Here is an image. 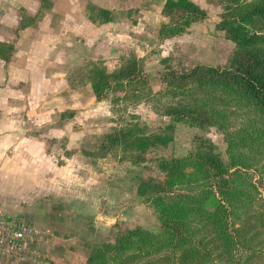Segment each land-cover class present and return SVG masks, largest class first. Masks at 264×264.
Segmentation results:
<instances>
[{
	"label": "trees",
	"instance_id": "1",
	"mask_svg": "<svg viewBox=\"0 0 264 264\" xmlns=\"http://www.w3.org/2000/svg\"><path fill=\"white\" fill-rule=\"evenodd\" d=\"M50 6L39 0L37 14ZM86 9L91 22L110 21L109 10ZM160 14L166 20L157 29L162 40L207 16L192 0H166ZM22 17L27 21L15 31L37 18ZM214 28L233 44L230 64L165 66L152 91L133 55L111 71L87 62L67 75L73 86L89 83L98 101L110 93L123 107L142 100L169 118L159 132L138 122L112 126L96 141L104 154L144 165L150 150L170 147L177 123L215 127L226 144V162L204 136H195L185 155L157 157V173L141 177L134 189L156 225L120 223L110 240L79 255L80 264H264V0H225ZM13 52V41L0 42L5 64Z\"/></svg>",
	"mask_w": 264,
	"mask_h": 264
},
{
	"label": "rangeland",
	"instance_id": "2",
	"mask_svg": "<svg viewBox=\"0 0 264 264\" xmlns=\"http://www.w3.org/2000/svg\"><path fill=\"white\" fill-rule=\"evenodd\" d=\"M49 1L50 8L41 9L40 14H37L39 0L36 11L17 8L18 22L12 27L0 23V42H14L10 62L5 64L0 60V66L21 65L23 56L16 55L24 52L37 35L42 36L47 32L42 30L48 20L45 16L51 13L55 3V0ZM162 1L78 0L80 12L92 26L100 28L109 22L98 25L91 22L87 17V4L109 10L110 20L112 17L119 18L123 24L105 29L94 43L79 37L70 39L64 27L59 30L61 15L52 13L53 29L50 34L57 40L49 44L51 63L47 68L48 77L37 80L35 93L27 80L4 79L0 82V121L8 122L2 134L4 140H11L4 155L31 168V173L12 175L5 184V189L9 190L14 200L12 206L22 214L18 217L50 234L57 223L54 217L66 218L65 210L71 211V214L74 212L77 217L72 219L79 223L78 233L81 237V240H76L83 246L79 249L80 254L94 244L110 240L120 223L146 229L156 225L151 210L134 189L141 177L157 173V157L185 155L191 149L194 137L204 136L216 146L226 162V144L218 129L207 127L197 130L182 123L175 124L170 147L150 150L147 154L150 160L144 165L135 166L127 159L120 160L118 156L104 154L96 141L112 126L138 122L149 131L159 132L169 118L154 113L142 100L131 101L123 107L111 101L115 94L110 93L98 101L89 83L73 86L67 80V75L78 70L83 63H93L111 71L119 67L123 59L133 55L143 67L152 91L157 84V72L165 66L230 64L233 44L214 28L221 3L225 0H192L206 11V18L192 24L182 35L163 40L157 32L160 23L166 21L160 14L164 4ZM21 14L37 18L34 24L15 31L20 23L27 21L25 17L21 18ZM90 38H94V35L91 34ZM59 58L64 61L60 62ZM57 72L62 73L60 79L52 77ZM8 104L12 106L11 109L6 107ZM50 104L59 107L51 109L48 107ZM64 111H71L72 115L62 116ZM11 133L14 135L11 136ZM66 164L70 165L71 172L67 170L62 174L59 170L57 176L55 169L65 168ZM66 177L71 181L64 195L72 196L73 200L69 209L60 207L51 198L55 194L50 185H54L56 178L62 182ZM21 178L24 179L23 184ZM63 189H66V184ZM259 190L264 198V186ZM74 209L80 213H75ZM72 221L69 222L72 224Z\"/></svg>",
	"mask_w": 264,
	"mask_h": 264
},
{
	"label": "crops",
	"instance_id": "3",
	"mask_svg": "<svg viewBox=\"0 0 264 264\" xmlns=\"http://www.w3.org/2000/svg\"><path fill=\"white\" fill-rule=\"evenodd\" d=\"M55 0L51 13L47 14L48 20L46 26L42 30L47 31L44 35H37L33 40H31L27 49L24 52L18 53L16 56H23V62L21 65L17 67H2L0 66V82L4 79L6 80H17L24 81L27 80L31 82L32 89H36L37 80H43V78H47V68L50 65V55H49V44L51 41L57 40L52 38L50 31L53 29L51 25V19L53 14L61 15L60 28L64 27V31L69 35V38H77L87 40L89 42L96 43V39H99L105 29L109 28L113 25H122L123 21L119 18L115 19L111 18L108 25H104L100 28L92 26L86 18L80 12L78 6V0ZM126 2L129 0H125ZM166 0L162 1V4ZM30 8L36 11L38 7V0H0V23L7 26L12 27L17 24L18 17L16 14L17 8ZM15 9V11H14ZM53 13V14H52ZM45 21V19H44ZM64 25V26H63ZM58 29V28H57ZM93 34L94 38H90V35ZM1 40V38H0ZM94 43H87V45H92ZM60 62L64 60L59 58ZM43 73V77H42ZM52 77H56L60 79L62 77V73H55ZM49 81V80H47ZM61 82V81H60ZM62 83V82H61ZM64 84V82H63ZM35 93V90H34ZM6 94V92H5ZM8 106V109H11L12 106ZM48 107L51 109L54 107H59L56 104H50ZM57 111H60L56 108ZM13 126V125H11ZM8 127V122L2 123L0 121V206L3 211L12 217H18V215H22L19 210H17L12 203V195L9 193V190L5 189V184L8 183L11 179L12 175H20L24 176L26 173H31V168L27 167L25 164L20 165L19 162L15 158H10L9 156L4 155V151L8 148V143L11 140H4V135L2 132ZM10 131V129H9ZM14 134L11 133V136ZM60 173H67V170L71 172L70 165L66 164L65 168H56L55 173L58 176ZM70 178L66 177L64 180H56L54 181V185H50L51 191L54 192V196L51 198L55 199L57 204L63 206V208L69 209V207L73 204L72 196L64 195L68 190ZM20 182L23 184L24 179H20ZM66 184V189H63V185ZM75 202V201H74ZM14 203V202H13ZM75 210V209H74ZM73 210V211H74ZM68 216L63 218V216H56L54 220L57 222L55 226L52 227L54 232H51V237L48 243V255H49V264H80L79 255L80 248H83L82 244L77 241L81 240L78 230L79 223L72 219L75 216L74 212L66 211ZM75 213H80L75 210ZM22 220H25L21 218ZM116 218H114L115 220ZM73 220V221H72ZM27 221V220H25ZM72 221V224L69 222ZM30 224L35 225L34 223L27 221ZM110 223V222H109ZM37 226V225H35ZM38 227V226H37ZM83 233V232H81ZM47 263V264H48ZM0 264H19L11 260H6L4 258H0Z\"/></svg>",
	"mask_w": 264,
	"mask_h": 264
},
{
	"label": "built area",
	"instance_id": "4",
	"mask_svg": "<svg viewBox=\"0 0 264 264\" xmlns=\"http://www.w3.org/2000/svg\"><path fill=\"white\" fill-rule=\"evenodd\" d=\"M51 234L0 207V258L19 264H47Z\"/></svg>",
	"mask_w": 264,
	"mask_h": 264
}]
</instances>
